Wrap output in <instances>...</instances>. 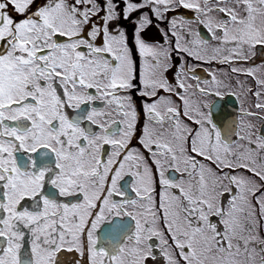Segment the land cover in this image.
<instances>
[{"label":"snow or ice","instance_id":"snow-or-ice-1","mask_svg":"<svg viewBox=\"0 0 264 264\" xmlns=\"http://www.w3.org/2000/svg\"><path fill=\"white\" fill-rule=\"evenodd\" d=\"M258 55L264 0H0V264H264Z\"/></svg>","mask_w":264,"mask_h":264},{"label":"flooded vegetation","instance_id":"flooded-vegetation-1","mask_svg":"<svg viewBox=\"0 0 264 264\" xmlns=\"http://www.w3.org/2000/svg\"><path fill=\"white\" fill-rule=\"evenodd\" d=\"M137 15H139V13H137ZM173 15L175 16H182V17H188V19H192L194 17V13L191 10H185L183 8H180L176 11L173 12ZM169 16V15H168ZM163 26V25H162ZM197 25H193V28H196ZM200 32L202 34H206V30L203 29V27H200ZM128 35H129V42L131 43V35H132V26L131 24L128 25ZM145 39L148 40L149 42L152 41H156V40H162V38L160 37V35L157 33L155 28H149L147 32H145ZM262 61H264V56L258 55L255 60L253 61V63L255 64H260ZM189 63L191 64H198V62L196 61H192L190 60ZM236 66H240L239 64ZM244 67H248V64L243 65ZM207 69L208 71H214L216 69H220V70H224L227 71V66L225 65H219L216 63H212V64H204V63H199V66L197 67V71H196V75L200 76L202 79H210V77L207 75V72H205L204 70ZM234 78V80H237L236 78H246L243 75H240L239 77L237 76H231ZM248 83L246 82V87L248 86H253V81L250 78H247ZM192 82V81H189ZM233 86V90L235 89V83ZM135 96V94H133ZM200 99L205 100L206 102H215L216 103V108L219 109L221 108V105L224 106V108H228L229 106L231 107V111H229L228 115L230 116H234L236 110L238 109V105L235 101V99L233 97H226L224 98L222 101L217 98V97H200ZM253 100L251 97L247 98V103H246V107H250L252 104ZM137 107L138 109L140 108V102L139 99L137 98ZM213 111H215V109H213ZM221 115H223V113H221ZM144 115H143V111L142 109H140V126L142 127L143 123H144ZM215 119L217 120V122L219 123L221 121V116H216ZM253 123L257 124V126H259L260 122L259 121H253ZM140 131L139 128L137 130V136H139ZM132 145L134 147H139L138 143L136 140L132 141ZM145 155H147V153H145ZM125 179H129L128 177H126ZM134 195V194H133ZM102 235V234H101ZM162 264V262L160 263Z\"/></svg>","mask_w":264,"mask_h":264},{"label":"rangeland","instance_id":"rangeland-1","mask_svg":"<svg viewBox=\"0 0 264 264\" xmlns=\"http://www.w3.org/2000/svg\"><path fill=\"white\" fill-rule=\"evenodd\" d=\"M168 15H169V16H168L169 19H171L173 16H175V15H173V12L168 13ZM185 18L188 19V17H185ZM236 79H239V80H241V81H245V80H246V82L248 83L247 78H243V79H242V78H236ZM229 80H230L231 84L234 85V83H235L236 80H234L233 77H229ZM261 235L264 236V232H262ZM161 262H162V261H161ZM161 262H160V263H161ZM148 264H152V262L149 261Z\"/></svg>","mask_w":264,"mask_h":264}]
</instances>
